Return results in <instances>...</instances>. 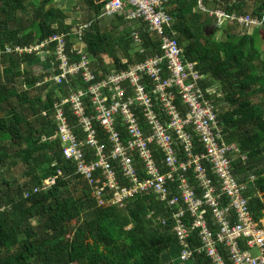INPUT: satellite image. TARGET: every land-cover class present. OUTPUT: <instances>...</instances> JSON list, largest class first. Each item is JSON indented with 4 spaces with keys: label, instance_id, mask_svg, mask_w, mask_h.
<instances>
[{
    "label": "trees",
    "instance_id": "1",
    "mask_svg": "<svg viewBox=\"0 0 264 264\" xmlns=\"http://www.w3.org/2000/svg\"><path fill=\"white\" fill-rule=\"evenodd\" d=\"M53 1L0 0V107L5 112L0 114V264H165L167 253L180 251L174 210L151 193L135 195L123 207L99 206L75 162L65 157L59 137L50 138L58 128L55 104L87 84L74 75L62 85L43 82L50 71L37 54L6 50L41 42L57 32L66 34L68 50L73 47L74 25ZM82 1L90 8L84 21H93L83 33V47L92 57L98 79L126 68L124 57L135 63L161 53L159 37L144 22L128 20L124 13L101 16L109 0ZM201 1L207 8L213 1L212 9L228 15H251L262 21L249 32L227 20L224 36L219 38L216 32L221 25L199 8L200 0L167 4L173 17L168 32L178 38L184 61L196 62L205 76L201 81L205 89L215 86L221 92L209 97L218 110L225 141L236 143L246 155L245 160L234 161L235 173L240 182L247 183L249 207L260 221L264 217V50L260 33L264 1L254 8L247 0ZM102 17H112L110 25H103ZM134 28L141 29L143 52L132 45ZM34 62L41 64L40 69L30 66ZM89 100L86 96L85 103L93 111ZM64 109L73 131L84 138L70 104ZM95 127L100 140L107 142L99 123ZM20 164L22 175H11ZM54 176L55 183L44 187V180ZM36 187L39 190L34 191ZM207 217L212 223L210 212ZM190 242L194 249L202 244L197 229L192 230ZM221 250L231 264L228 250ZM194 259L195 264H212L205 253L195 251Z\"/></svg>",
    "mask_w": 264,
    "mask_h": 264
},
{
    "label": "built area",
    "instance_id": "2",
    "mask_svg": "<svg viewBox=\"0 0 264 264\" xmlns=\"http://www.w3.org/2000/svg\"><path fill=\"white\" fill-rule=\"evenodd\" d=\"M170 1L109 0L104 5L101 16L124 13L128 20L144 22L159 37L161 53L135 63L124 57L126 68L101 75L100 79L82 42L92 20L76 24L75 43L70 50L62 32L6 50L37 54L50 71L43 82L62 85L74 75L87 84L86 88L71 90L55 104L58 128L50 138L59 137L65 157L75 162L99 206L123 207L131 197L151 193L174 210L183 262L195 261L197 251L205 253L212 264H229L221 250L224 247L231 264H264V217L260 221L254 218L245 194L247 183L240 182L235 173L234 161L245 160L246 155L240 153L236 143L224 139L218 110L209 97L221 92L215 86L203 87L205 76L196 62L184 61L178 38L168 32L173 20L167 10ZM199 8L215 16L219 25L229 20L250 29L262 23L251 15L210 10L201 0ZM131 38L134 50L143 52L141 29L134 28ZM86 96L93 111L85 103ZM67 103L84 138L71 127L64 109ZM95 122L103 128L107 142L100 140ZM56 177L46 178L43 186L53 185ZM196 229L202 244L194 249L190 237ZM243 244L249 249L257 247L260 254H251Z\"/></svg>",
    "mask_w": 264,
    "mask_h": 264
},
{
    "label": "crops",
    "instance_id": "3",
    "mask_svg": "<svg viewBox=\"0 0 264 264\" xmlns=\"http://www.w3.org/2000/svg\"><path fill=\"white\" fill-rule=\"evenodd\" d=\"M262 1L264 0H247L248 4L252 8H254L255 5H257L258 3ZM52 4L62 9L68 15L67 20L68 22H72V24L74 25V28L79 21H84L88 19V16L90 15L89 6L82 0H54ZM214 4L215 3L213 1H210L208 5L209 7L208 9L213 10L212 8L214 7ZM111 21H112V17H102V20H100V22L105 26L110 25ZM258 27L259 25L252 26L249 29V32H253ZM260 33H261V47L264 50V30H261ZM223 34H224V30L218 37L221 38ZM30 66L39 68L41 67V64L34 62V63H30ZM251 249H248V250L251 251ZM179 255H180L179 251H171L170 253H167L165 255L164 263L165 264H195V261L193 260L183 262L180 259Z\"/></svg>",
    "mask_w": 264,
    "mask_h": 264
},
{
    "label": "rangeland",
    "instance_id": "4",
    "mask_svg": "<svg viewBox=\"0 0 264 264\" xmlns=\"http://www.w3.org/2000/svg\"><path fill=\"white\" fill-rule=\"evenodd\" d=\"M226 25L227 24H221L220 29L216 32V36H219L223 32V30L227 27ZM222 36H224V34ZM105 59L107 61H110L109 57H106ZM39 69H40V67H39ZM12 101L14 102V100H12ZM5 107H7L6 104H5ZM4 113L5 112H3L1 107H0V114H4ZM23 169H24L23 165L20 164V165L14 167L10 171V173H11V175H15V176L20 175L21 176L22 173H23ZM172 251H174V249ZM250 252H251V254H254V255H259L260 254V251H259V249L257 247L252 248Z\"/></svg>",
    "mask_w": 264,
    "mask_h": 264
}]
</instances>
